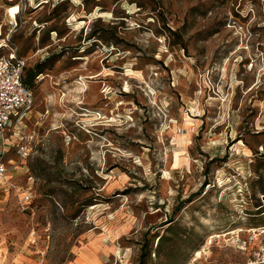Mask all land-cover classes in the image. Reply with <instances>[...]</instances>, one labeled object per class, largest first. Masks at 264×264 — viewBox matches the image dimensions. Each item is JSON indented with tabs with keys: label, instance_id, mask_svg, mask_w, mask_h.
Instances as JSON below:
<instances>
[{
	"label": "rangeland",
	"instance_id": "1",
	"mask_svg": "<svg viewBox=\"0 0 264 264\" xmlns=\"http://www.w3.org/2000/svg\"><path fill=\"white\" fill-rule=\"evenodd\" d=\"M0 24L40 65L0 264H264L261 0H0Z\"/></svg>",
	"mask_w": 264,
	"mask_h": 264
},
{
	"label": "built area",
	"instance_id": "2",
	"mask_svg": "<svg viewBox=\"0 0 264 264\" xmlns=\"http://www.w3.org/2000/svg\"><path fill=\"white\" fill-rule=\"evenodd\" d=\"M261 2L264 10V0ZM1 34L0 30V179L7 171L4 162L11 147L15 148V153L22 159H27L31 154L32 148L23 141L22 135L26 119L33 111L35 98L33 88L24 81L27 59L21 54L19 46L11 40L10 35L1 37ZM260 52L264 63V48ZM257 112L256 128L260 130L264 128V98L261 99ZM181 130L179 128V131ZM12 138L18 142H13ZM0 182L1 185L6 183L1 180ZM32 202L33 192L28 189L20 199L19 205L23 211H27Z\"/></svg>",
	"mask_w": 264,
	"mask_h": 264
},
{
	"label": "trees",
	"instance_id": "3",
	"mask_svg": "<svg viewBox=\"0 0 264 264\" xmlns=\"http://www.w3.org/2000/svg\"><path fill=\"white\" fill-rule=\"evenodd\" d=\"M39 66L40 65H37V66H34V67H32V68H25V75H24V81H25V83L28 85V86H30V87H32L33 88V86L35 85V80H36V72H37V69L39 68ZM162 237L163 236H160L159 237V242H158V246L160 245V242L162 241ZM142 253H141V255H143L144 254V249L145 248H148V242L146 241V242H144L143 244H142ZM143 263V261L141 260L140 261V264H142Z\"/></svg>",
	"mask_w": 264,
	"mask_h": 264
},
{
	"label": "bare ground",
	"instance_id": "4",
	"mask_svg": "<svg viewBox=\"0 0 264 264\" xmlns=\"http://www.w3.org/2000/svg\"><path fill=\"white\" fill-rule=\"evenodd\" d=\"M98 8H99V7H98ZM196 254H197V255H200V254H201V250L198 249V250L196 251Z\"/></svg>",
	"mask_w": 264,
	"mask_h": 264
},
{
	"label": "crops",
	"instance_id": "5",
	"mask_svg": "<svg viewBox=\"0 0 264 264\" xmlns=\"http://www.w3.org/2000/svg\"><path fill=\"white\" fill-rule=\"evenodd\" d=\"M112 248H116V247H112Z\"/></svg>",
	"mask_w": 264,
	"mask_h": 264
}]
</instances>
